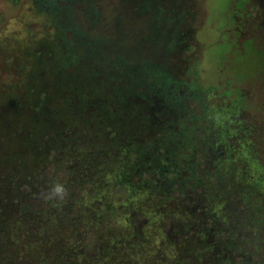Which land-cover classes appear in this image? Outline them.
Listing matches in <instances>:
<instances>
[{
  "label": "rangeland",
  "instance_id": "rangeland-1",
  "mask_svg": "<svg viewBox=\"0 0 264 264\" xmlns=\"http://www.w3.org/2000/svg\"><path fill=\"white\" fill-rule=\"evenodd\" d=\"M242 1L212 28L220 0H0V264H264L257 168L201 159L221 122L190 125L178 147L158 131H182L161 110L168 95L192 120L202 98L238 113L218 77L257 89L264 45ZM147 88L163 93L144 112ZM258 131L246 148L264 174Z\"/></svg>",
  "mask_w": 264,
  "mask_h": 264
},
{
  "label": "flooded vegetation",
  "instance_id": "flooded-vegetation-1",
  "mask_svg": "<svg viewBox=\"0 0 264 264\" xmlns=\"http://www.w3.org/2000/svg\"><path fill=\"white\" fill-rule=\"evenodd\" d=\"M235 8L239 9L240 11H242L244 13L245 16L251 17L255 21V23H256L255 28H254L255 35L260 39L261 43L264 45V0H243L241 5L239 4L237 7L235 5ZM231 9L234 10V0H226V1L220 0L219 4L215 8V14L213 12V14H214L213 15V22L210 24V26L212 28L218 27L222 23H223L221 25L222 27L228 26L229 21H230V16L232 15L230 12ZM207 55H210V56L205 57L207 59V60H205V64H208L206 66L212 67V65L216 61V58L213 56V53H209ZM255 56H256L257 61L261 64L260 65L261 72H260V76H259L258 81H257V83H258L257 89H254L252 91L251 90L246 91L242 88H237V87L235 88L229 84V81H227V80L222 81L221 79L219 80V77L216 81H214L218 100L222 99L220 96H222L223 93L224 94L227 93L228 95L226 94L227 96L225 97V99L227 100V97L231 96L233 98V100H235L236 103L238 104V113L237 114L235 113V111L228 112V111L224 110L222 108V105H220L221 104L220 102H222V101H219V103L217 105H215L216 107L215 106L210 107L211 109L209 107H204V104H205L204 101L205 100L202 98V100L200 99V101H201L200 107H201V110H203L202 111V118L201 117H195L192 120H188V116L191 112L189 109H187V103H185V99H183V98L182 99L170 98L169 95H168V97H166V98H168V100H167L168 104L166 103V101L163 102L164 105L161 106V108H162L161 110L167 108V110L165 111L166 116L169 117L170 115H173V118L175 119V123H178L179 125H181L180 130L182 129V131H178V129H177L179 136L177 135V137L175 138L172 136V134H173L172 129L173 128L172 127L166 128V127H164V125H165L164 122H161L162 127L160 126L158 131L161 132V130H162V133H163V131H165L168 134V136L170 137L169 138L170 141L167 142L168 147H166V148H170L172 146L178 147L179 141L177 139L186 138L189 141V138H188V136H189L188 132L189 131L187 128L190 125H197L198 123L202 122L203 120H205L207 122H212L214 119L219 120L221 123H219L218 126H216L213 129L214 134H218L219 137H217L216 140H210V144H211V146L209 147L210 149L209 148L204 149L205 153L201 157L202 162H206V163H212V161L217 162L215 166H216V168L219 169L223 164H225V162L222 161V159H224L223 157H225V158L228 157V160L233 159L236 156L239 157V154H242L245 151L247 152L246 146L251 144V142H252L251 140H252L253 135L257 136L258 138L262 137L261 135L263 132L260 133L258 131V128L260 126L263 127V125H264V51L261 53L256 52ZM215 64H216V62H215ZM156 88H158V89L162 88V85H157ZM154 90H152V89L149 90V93H151V94H148L145 96L146 97L145 102H146L147 106L144 107V112L153 111L156 107H160L159 102L162 100H160L159 94H162L163 92L160 91L159 93H154V92H152ZM133 92L134 91H131V94ZM132 95H134V93ZM120 97L123 98V100L121 98L119 99L120 102L122 103V105H125V106L128 105L129 106V98L130 97H128V98L126 96H120ZM208 109L213 111V114H214L213 116L209 117L206 115L209 113V112H207ZM135 110H137L138 113H140V111H141L140 108H135ZM244 114L250 116V118L253 119L254 122L251 124H248V125H246V124L242 125V126L238 125V124H240V121L242 118L241 116H244ZM208 117H209V119H206ZM258 120H261V122H259ZM240 128H241V130H240ZM235 129H237V130L235 131ZM237 131L239 133H242L243 136L247 139L245 142H243L241 140V138L237 135V134H239ZM193 136H194V134H193ZM188 141H186V144L192 143L191 140L189 142ZM196 143H195V145H196ZM257 144L258 143L255 144V147L257 146ZM259 145L260 144H258V146ZM192 146H193V144H192ZM252 147H254V146H252ZM195 149L200 150V147L197 145V148L195 147ZM195 149H193L194 152H195ZM146 150L150 155H152L153 157H156L155 151H153L152 149H149V147L146 148ZM165 150H166V153H168L167 152L168 149H165ZM238 150H240L239 152H241V150H243V152L239 153ZM160 154L162 155L163 153L160 152ZM172 155L175 156L176 153H173ZM176 159L178 160V158H175L172 161V165H170V166H174L175 168L180 169L181 167L176 166V163H175L177 161ZM199 166L200 165L198 164L196 166V168L198 169ZM192 172L190 174H193ZM201 173H202V175L204 174V172H202V171H201ZM176 174H177V171H176L175 175ZM258 174L259 173L254 174L253 178L258 176ZM260 177L263 178V175H260Z\"/></svg>",
  "mask_w": 264,
  "mask_h": 264
},
{
  "label": "trees",
  "instance_id": "trees-1",
  "mask_svg": "<svg viewBox=\"0 0 264 264\" xmlns=\"http://www.w3.org/2000/svg\"><path fill=\"white\" fill-rule=\"evenodd\" d=\"M9 1L12 4H14V5H18L20 3V0H9ZM258 156H259L258 153H254L253 151L251 152V155H248L247 152H243L242 155L239 156V160L243 161V158H246L243 161L244 163L249 164L250 162H252L253 167L257 168V169L254 170V172L255 173H259V174H258V176H256L254 178L253 182H255V187L258 188L257 190H261V189H264V180H262L260 175H264V174L260 170H258L259 167H261V165L259 163V160H258L259 159ZM249 160H251V161H249ZM263 178H264V176H263ZM262 218L264 220V215L263 214H262ZM257 220H258L257 216H255V218L252 220V223H256Z\"/></svg>",
  "mask_w": 264,
  "mask_h": 264
},
{
  "label": "clouds",
  "instance_id": "clouds-1",
  "mask_svg": "<svg viewBox=\"0 0 264 264\" xmlns=\"http://www.w3.org/2000/svg\"><path fill=\"white\" fill-rule=\"evenodd\" d=\"M52 191L60 199H63L64 196L66 195V189L64 188L63 185L60 184H57Z\"/></svg>",
  "mask_w": 264,
  "mask_h": 264
}]
</instances>
